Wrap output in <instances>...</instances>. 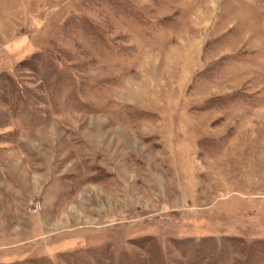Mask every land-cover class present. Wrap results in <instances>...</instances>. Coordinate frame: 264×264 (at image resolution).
<instances>
[{"label":"rangeland","instance_id":"obj_1","mask_svg":"<svg viewBox=\"0 0 264 264\" xmlns=\"http://www.w3.org/2000/svg\"><path fill=\"white\" fill-rule=\"evenodd\" d=\"M0 264H264V0H0Z\"/></svg>","mask_w":264,"mask_h":264}]
</instances>
